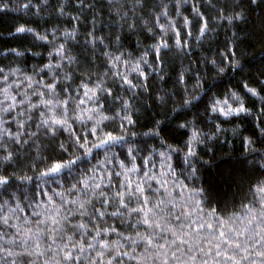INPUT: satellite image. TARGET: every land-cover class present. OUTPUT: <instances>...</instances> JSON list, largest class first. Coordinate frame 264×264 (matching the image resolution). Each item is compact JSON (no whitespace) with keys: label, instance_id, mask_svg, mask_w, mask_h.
I'll return each mask as SVG.
<instances>
[{"label":"trees","instance_id":"trees-1","mask_svg":"<svg viewBox=\"0 0 264 264\" xmlns=\"http://www.w3.org/2000/svg\"><path fill=\"white\" fill-rule=\"evenodd\" d=\"M261 97L264 0H0V264H264Z\"/></svg>","mask_w":264,"mask_h":264},{"label":"snow or ice","instance_id":"snow-or-ice-1","mask_svg":"<svg viewBox=\"0 0 264 264\" xmlns=\"http://www.w3.org/2000/svg\"><path fill=\"white\" fill-rule=\"evenodd\" d=\"M257 0H251L252 4H256ZM235 19H238L239 17L236 16L234 17ZM17 32H24L25 29L24 28H20L18 27L16 29ZM205 31V29H201V32L203 33ZM215 65V61L212 62ZM229 63L230 66H234L232 64V60L231 58H229ZM220 72H223L225 70V68L223 66H220L218 69ZM7 79V77L5 78ZM48 87H51L50 85H48ZM244 89L246 90V92L248 94H250L252 97H256L258 95L257 91L255 88L253 87H249L247 84L243 85ZM227 95V94H226ZM195 98V97H193ZM229 99H231L234 103H235V107H232L231 105H229V100H223V101H216L212 104V111L213 112H219L221 116L224 117H228L231 115H235V114H240V113H247V108L240 102V98L238 96L237 93L232 92ZM262 100H264V97H261ZM191 101L190 100H185L184 104L187 105L189 104ZM104 119H107V117H104ZM52 123L54 124H59L60 121L57 120H53ZM179 128H186L187 127V123H179L178 124ZM262 131H264V129H262ZM193 137H195V134H193ZM117 139V137H113L111 134H109L107 136V138L105 140L101 141V145L107 144L113 140ZM100 145H97V147H99ZM189 148L191 147L190 145H186ZM79 147H83V145H80ZM189 155H194V153H192L191 151L188 153ZM61 160H63V157L60 158ZM74 163V161H68L67 163H54L53 166L51 167L50 171L52 172H57L60 171L61 168L67 167L69 164ZM3 181H0V183H2ZM140 191H143V189H140ZM258 191L262 194H264V184H261L260 187L258 188ZM67 259V257H66Z\"/></svg>","mask_w":264,"mask_h":264}]
</instances>
